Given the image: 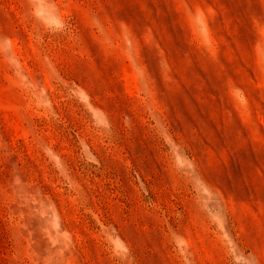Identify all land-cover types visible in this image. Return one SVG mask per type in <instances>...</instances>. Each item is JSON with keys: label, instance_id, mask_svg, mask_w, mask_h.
<instances>
[{"label": "rangeland", "instance_id": "374dc122", "mask_svg": "<svg viewBox=\"0 0 264 264\" xmlns=\"http://www.w3.org/2000/svg\"><path fill=\"white\" fill-rule=\"evenodd\" d=\"M0 264H264V0H0Z\"/></svg>", "mask_w": 264, "mask_h": 264}]
</instances>
